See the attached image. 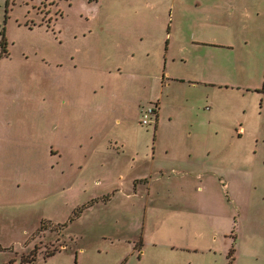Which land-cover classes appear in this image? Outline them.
<instances>
[{
	"label": "rangeland",
	"instance_id": "374dc122",
	"mask_svg": "<svg viewBox=\"0 0 264 264\" xmlns=\"http://www.w3.org/2000/svg\"><path fill=\"white\" fill-rule=\"evenodd\" d=\"M4 37L0 264H264V0H0Z\"/></svg>",
	"mask_w": 264,
	"mask_h": 264
},
{
	"label": "trees",
	"instance_id": "16d2710c",
	"mask_svg": "<svg viewBox=\"0 0 264 264\" xmlns=\"http://www.w3.org/2000/svg\"><path fill=\"white\" fill-rule=\"evenodd\" d=\"M8 2H9V0H8ZM6 43H7L6 38H5V37L2 38V40L0 41L1 53H2V54H3L4 52H5V53L7 52V48H6V46H5ZM90 204H92V202L89 203L88 205H90ZM88 205H86V204L83 205L82 208H81V210H83L84 208H86ZM57 226H58V227L60 226V228H64V227L66 226V224H58ZM55 251H56V250H52V251H50V253H48V255H53V254H55ZM234 251H235V248H232L231 251H230V253L233 254ZM35 260H36V255H34V256L31 257L30 259L24 260V262H26V261H27V262H33V261H35Z\"/></svg>",
	"mask_w": 264,
	"mask_h": 264
},
{
	"label": "built area",
	"instance_id": "2783aa9c",
	"mask_svg": "<svg viewBox=\"0 0 264 264\" xmlns=\"http://www.w3.org/2000/svg\"><path fill=\"white\" fill-rule=\"evenodd\" d=\"M153 111V109H149V111H147L146 113H145V115H144V119H143V122L144 123H147L148 122V112H152Z\"/></svg>",
	"mask_w": 264,
	"mask_h": 264
},
{
	"label": "flooded vegetation",
	"instance_id": "af4514ba",
	"mask_svg": "<svg viewBox=\"0 0 264 264\" xmlns=\"http://www.w3.org/2000/svg\"><path fill=\"white\" fill-rule=\"evenodd\" d=\"M88 1H89V2H97L98 0H88ZM59 13H60V11H59ZM57 19H58V18H57ZM55 23L58 24V23H57V20L55 21ZM56 24H55V27H53V30H54V31H55V28H56ZM40 25H42V24H40ZM47 26L50 27L49 24H48ZM51 28H52V27H51ZM135 183H137V181H135Z\"/></svg>",
	"mask_w": 264,
	"mask_h": 264
},
{
	"label": "crops",
	"instance_id": "0c3cea01",
	"mask_svg": "<svg viewBox=\"0 0 264 264\" xmlns=\"http://www.w3.org/2000/svg\"><path fill=\"white\" fill-rule=\"evenodd\" d=\"M198 175H200V174L198 173Z\"/></svg>",
	"mask_w": 264,
	"mask_h": 264
}]
</instances>
